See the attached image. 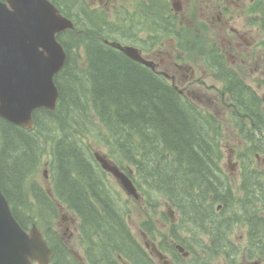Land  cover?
I'll return each mask as SVG.
<instances>
[{
    "label": "trees",
    "instance_id": "trees-1",
    "mask_svg": "<svg viewBox=\"0 0 264 264\" xmlns=\"http://www.w3.org/2000/svg\"><path fill=\"white\" fill-rule=\"evenodd\" d=\"M59 39L68 59L56 76L57 110H36L33 130L0 118V185L9 196L8 187L12 195L22 194L27 178L37 173L50 149L54 190L83 217V236L97 238L91 247L98 263L116 264L110 258L118 252L134 264H156L119 212L85 138L104 145L110 157L135 169L153 212L164 198L180 211V226L190 230L196 215L215 211L214 202L198 203L196 190L205 199V191L218 189L212 176L217 174L219 143L200 122L204 115L194 103L150 69L104 44L95 28L87 33L69 30ZM55 132L60 134L57 140ZM32 190L41 200L48 197L37 184ZM62 263L57 253L54 264Z\"/></svg>",
    "mask_w": 264,
    "mask_h": 264
},
{
    "label": "flooded vegetation",
    "instance_id": "flooded-vegetation-1",
    "mask_svg": "<svg viewBox=\"0 0 264 264\" xmlns=\"http://www.w3.org/2000/svg\"><path fill=\"white\" fill-rule=\"evenodd\" d=\"M90 8L93 10L91 11ZM98 9H103L105 17L99 19L90 17V12L97 14ZM80 12L92 24L98 20L101 27L108 23L106 18L108 15H118L116 34L119 33L124 38L110 35L113 37L110 39L136 46L151 62L155 71L163 74L164 78L170 80L173 85L178 80L184 87L197 78V72L190 61H200L198 52H195L201 40L200 25L209 31L218 27L221 35L217 31L216 33L225 40L220 50L226 62L215 64L219 67V72L216 73L218 76L215 78L221 85L213 84V86L221 100L214 99L213 105L219 108L224 103L238 102L241 95L248 92V87L259 95L258 89L263 86L264 0H86ZM126 22L130 23L129 27L126 26ZM120 23H124V26L119 25ZM139 23L141 25H137ZM140 32L146 34L148 39L155 38V40L146 44L145 35L141 38L142 35L138 34ZM166 33L171 37V42L166 40ZM171 43L178 53L177 60L172 56ZM212 44L216 49L217 42L214 40ZM211 58L215 61L213 55ZM229 58L239 60L243 67H250L251 71L248 75L244 71L241 72L227 62ZM203 65L206 66L204 63ZM208 70L211 71L210 68ZM223 73L229 78L226 79L230 82L227 86L220 79ZM182 91L185 92L183 89ZM194 97H198L200 101L204 98L199 95ZM213 111L226 124L223 131L226 130L227 134L234 136L238 141L237 147L232 148L228 155V164L223 161L227 175L212 176L215 183L218 179L224 182L217 183L220 191H209L210 198L219 199V210L228 209L223 197H245L240 201L238 209L229 217L232 222L233 219L237 220L240 217L234 214L243 215L242 210L246 204L253 202L256 204L259 201L264 204V176L245 173L249 168L244 165L246 154L242 149L245 144L240 136V134H251L250 147L256 150L257 161L251 163L250 170L263 173L264 159L263 162L259 161V149L260 145L264 144L262 139L264 119L262 112L254 109H237L233 106L228 108L227 105L226 109ZM219 127L222 129V126ZM214 194L220 196L216 197ZM253 216L257 221L246 219L243 229L239 227V222L231 223L235 226L234 233L227 230L221 222L229 219L226 212L209 216L208 226L206 222L201 223L199 216L192 244L203 253V262L211 264L213 259L222 257L227 264L230 262H233L231 264H264L263 217L257 214ZM74 230L76 232L78 230V219L74 214H70L65 218V234L68 233L69 236L63 238V241L68 250L78 256L72 245L76 234ZM166 241L174 240L162 238L158 246L163 249ZM148 244L151 251L155 250L152 242ZM178 248L185 254L180 247ZM195 255L201 257L197 252Z\"/></svg>",
    "mask_w": 264,
    "mask_h": 264
},
{
    "label": "water",
    "instance_id": "water-1",
    "mask_svg": "<svg viewBox=\"0 0 264 264\" xmlns=\"http://www.w3.org/2000/svg\"><path fill=\"white\" fill-rule=\"evenodd\" d=\"M73 28L51 0H0V116L27 128L34 126V111L55 110L59 90L55 76L67 59L57 34ZM128 55L141 59L132 47L116 44ZM128 194L139 198L132 179L118 166L96 153ZM47 170H45V173ZM52 249L34 226L26 232L15 219L0 188V264H48Z\"/></svg>",
    "mask_w": 264,
    "mask_h": 264
},
{
    "label": "rangeland",
    "instance_id": "rangeland-1",
    "mask_svg": "<svg viewBox=\"0 0 264 264\" xmlns=\"http://www.w3.org/2000/svg\"><path fill=\"white\" fill-rule=\"evenodd\" d=\"M135 2V1H134ZM66 9H68V7H66ZM197 16V15H196ZM108 19L110 21V23L112 24H116V21L118 20V15H109ZM108 21V22H109ZM119 25H124V23H120ZM137 25H141V23L137 24ZM126 26L129 27L130 23L126 22ZM147 27V26H146ZM123 30H125V28H123ZM219 33L221 35V31L219 30L218 27H215L214 29L208 31L207 36L209 38L213 37L215 40L218 41L219 45H223V43L225 42L224 38L219 36L217 33ZM105 32L110 33L113 32V30L107 29ZM132 34H134V31L132 32ZM139 35H142L141 38L144 37L145 35V43L148 44V41L150 42L151 40H155V38H152L151 40L148 39L149 37H146V34L143 33H138ZM167 35H165L167 38L166 40L171 42V37H169V34L166 33ZM223 34V32H222ZM121 36L123 37V35H120L119 33L116 34V32L114 33V36ZM135 38V37H132ZM171 48L173 50V58H175L176 60L179 58L178 57V53L174 48V44L171 43ZM184 55V53H182V56ZM227 62L229 64H232L234 67L238 68L241 72H245L248 75V72L251 71L250 67H243L240 63L239 60L237 59H232L229 58L227 60ZM190 64L194 67V69L197 72V78L191 83L186 85V87H188V89L186 87H184L180 82H178V80L175 82V86H177L179 89H183L185 92L184 94H188L191 95L190 97L193 98V102L194 104L197 105V103L199 104H203L207 107V109L209 110H221V109H226L227 108V103L221 104L219 108L215 107L213 105V100H221V97L217 94V92L214 90V86L213 84H217V85H221L220 82H217L216 78H215V72H212L210 70H208L207 66H204L203 63L199 60H191ZM170 84L171 81L167 80ZM191 90V91H190ZM192 95H199L204 97L202 99V101H200L199 98H194L192 97ZM260 95L261 97L264 99V87L260 88ZM225 132V136L223 138V149H224V162L226 164H228V160L227 157L231 151L232 148L237 147L238 145V141L237 139L226 133ZM58 135L60 136L59 132ZM86 143L88 144L89 150L91 151V153L93 154L92 156L94 157V153H103L106 155V153H108V149L102 145L99 144L93 140L88 141L85 138ZM106 182L108 184L109 189L112 190L113 192V196L115 198H117L119 205L121 206L122 210L124 212H126L127 215V219L128 222L132 228V230L134 231V234L137 238L140 239V241L145 245L146 241L145 238L142 234V227H141V222L142 220H144L145 218L151 217V221L155 222V229L153 230V236L161 239V238H166L171 240V221L168 219H165L162 215L161 212H165L167 211L166 205H162L158 208H156V211L158 213L154 214L151 212V209L149 208V206H147V204H144V196H143V200H137V199H133L130 198V196L127 195V193L121 188L120 184L118 183V181L116 180V178L110 174L107 173V175L105 176ZM35 180L37 181V183H39L41 186H43L44 188L49 186L50 183L49 181H47L43 176H42V172L40 171L38 173V175L36 176ZM27 182V181H26ZM112 184V186L110 185V183ZM26 186H28V183L26 184ZM113 188L115 189V191H113ZM142 192V191H141ZM143 195V193H141ZM124 201L128 202V206L124 203ZM163 201V200H162ZM165 202V201H164ZM69 211V210H68ZM67 212V211H66ZM177 216L176 212H175V217ZM176 219V218H175ZM175 221V220H174ZM177 221V220H176ZM55 229L64 237H68L67 234H65L63 231H65V223L63 221L62 218V214H59L58 219L56 220V226ZM44 230V229H42ZM241 233V230H240ZM235 234H234V239H235ZM193 236H191L190 232L185 231L182 234V239L186 242V243H191V239ZM237 241H239V239H237ZM172 241H166V243H171ZM74 249L76 250V252L80 255H83V246L81 244L80 241H73L72 242ZM193 247L195 245H192ZM195 248V247H194ZM196 249V248H195ZM167 258L169 259L170 262H168L167 264H172L173 263V259L172 256L169 253H166ZM164 264V263H161ZM211 264H227L222 257L213 259Z\"/></svg>",
    "mask_w": 264,
    "mask_h": 264
},
{
    "label": "bare ground",
    "instance_id": "bare-ground-1",
    "mask_svg": "<svg viewBox=\"0 0 264 264\" xmlns=\"http://www.w3.org/2000/svg\"><path fill=\"white\" fill-rule=\"evenodd\" d=\"M215 183V182H214ZM215 185H217V187H218V184L217 183H215ZM218 191H220V188L218 187V189H217ZM206 192V191H205ZM222 192V191H221ZM215 195V194H214ZM216 197H219L220 195H215Z\"/></svg>",
    "mask_w": 264,
    "mask_h": 264
}]
</instances>
